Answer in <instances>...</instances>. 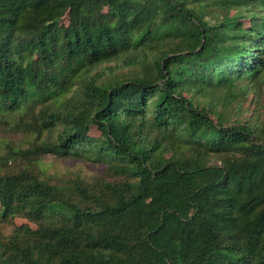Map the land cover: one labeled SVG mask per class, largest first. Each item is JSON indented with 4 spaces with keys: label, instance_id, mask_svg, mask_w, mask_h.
I'll list each match as a JSON object with an SVG mask.
<instances>
[{
    "label": "trees",
    "instance_id": "1",
    "mask_svg": "<svg viewBox=\"0 0 264 264\" xmlns=\"http://www.w3.org/2000/svg\"><path fill=\"white\" fill-rule=\"evenodd\" d=\"M262 109L264 0H0V264H264Z\"/></svg>",
    "mask_w": 264,
    "mask_h": 264
},
{
    "label": "rangeland",
    "instance_id": "2",
    "mask_svg": "<svg viewBox=\"0 0 264 264\" xmlns=\"http://www.w3.org/2000/svg\"><path fill=\"white\" fill-rule=\"evenodd\" d=\"M65 22L68 23V18H65ZM34 60V59H33ZM111 65H114L111 64ZM204 96H207L210 100L207 104V108L211 112L212 116L216 119H219L221 117H225L229 115L236 103H233L232 101H227L226 99H223L219 95L210 96V94L204 93ZM248 110L255 109L256 104L255 103H248ZM264 111V109H262ZM247 115V114H246ZM10 123H6L5 119L0 117V152L5 153L7 150V145L13 143L14 145L27 147L28 142L36 139L35 135H31V137L27 134L26 129L23 130L18 126V118L17 116H14L11 120L9 119ZM93 135H97L98 132L96 130H93L91 132ZM45 135L42 138H45L46 136H49L48 133H44ZM9 143V144H8ZM43 166L45 168L49 169L50 172H58L60 174H73V173H80L84 176L93 175L96 173L101 172V169L98 167V165H94L91 163L86 162H77L74 160H60L58 157L53 155H46L43 157ZM11 223L16 224L18 226H21L23 224H27L29 227L34 228L35 226L31 223L25 222L24 220L14 218L11 220Z\"/></svg>",
    "mask_w": 264,
    "mask_h": 264
}]
</instances>
